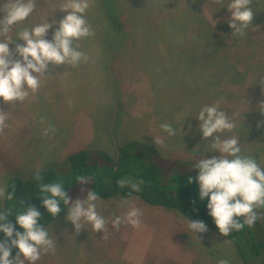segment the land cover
Wrapping results in <instances>:
<instances>
[{
    "label": "rangeland",
    "instance_id": "374dc122",
    "mask_svg": "<svg viewBox=\"0 0 264 264\" xmlns=\"http://www.w3.org/2000/svg\"><path fill=\"white\" fill-rule=\"evenodd\" d=\"M121 1L123 23L115 0H91L86 19L95 36L78 41L90 57L88 63L56 67L52 77L42 80L35 100L30 96L13 107L0 102V109L9 112L10 125L0 133V185L6 186L10 178L26 180L38 167L63 177L69 171L65 158L73 151L115 155L120 145L137 141L156 150L152 160L167 172V182L191 177L199 187L196 160L202 152L204 158L219 152H204L212 138H202L195 117L220 98L221 109L235 116L238 125L224 135H238L244 154L264 167V116L257 108L264 101V0L250 5L256 30L249 28L246 37H231V13L222 7L229 0L223 5H209L208 0ZM62 2L38 0L35 12L9 35L15 39L17 31L40 23L49 12V22L59 21L66 13L55 8ZM55 28L49 29L47 39ZM41 117L55 126L54 135L42 134L47 124L38 123ZM162 123L186 135L177 131L168 137L159 127ZM155 137H164L167 146H157ZM144 156L149 158L148 152ZM87 187L79 184L74 191L83 194ZM121 199L141 209L138 227L122 225L112 232L109 225L108 239L93 233L90 225L75 234L66 211L48 226L57 243L55 255H42L36 264H217L221 258L242 264L232 243L209 226L206 233L194 235L187 228L188 218L151 207L136 196L101 199L97 211L108 220L122 216L129 205H117ZM2 204L0 200V208ZM249 229L258 241L264 240V219Z\"/></svg>",
    "mask_w": 264,
    "mask_h": 264
},
{
    "label": "clouds",
    "instance_id": "9594fccd",
    "mask_svg": "<svg viewBox=\"0 0 264 264\" xmlns=\"http://www.w3.org/2000/svg\"><path fill=\"white\" fill-rule=\"evenodd\" d=\"M208 3L223 5V0H208ZM252 3L253 0H229L226 6H222L231 13L228 21L229 28L233 30L231 37H246L249 28L256 30L252 25L256 13L250 6ZM37 6L38 0H4L0 4V13L3 14L0 16V102L11 107L28 100L30 96L35 100L42 80L52 77L51 73L56 67L63 65L76 68L90 61L89 55L80 50L78 41L95 36L94 29L86 19L91 0H63L55 8L66 13L62 19L49 22L46 18L51 12L46 13L40 23L30 28H21L13 39L9 33L15 26L23 24L35 12ZM213 21L214 24L217 23ZM53 25H56V28L49 40L46 37ZM17 39L23 41V44H17ZM10 44L14 45V48L10 49ZM66 74L70 75V72ZM260 84L264 88V76L260 77ZM222 100L223 98H220L212 105L203 106L195 117L199 122L198 130L202 138H212L211 142L207 143L210 149L204 152L217 151L219 155L204 158L202 152L194 169L198 172L195 180L199 185V198H207L208 215L213 219L219 234L228 237L230 233L239 232L246 226L252 228L257 220L264 219V212L260 211L264 210V167H261L253 155L244 154L238 135H224L233 133L238 125L235 116L230 118L221 109ZM257 108L264 116V101H261ZM8 119L9 112L0 109V133L10 127ZM38 123L47 124L42 130L44 136L55 134V126L48 123L44 117H41ZM159 127L168 137L176 136L177 131L182 137L186 135L171 123H162ZM154 142L157 146H167L164 137H155ZM41 171L38 167L33 177L37 181L41 205L52 218L61 213V205L65 206V219L72 224L75 234L85 229V225H90L93 233H103L101 239H108L112 232H119L122 225L135 228L141 224L143 213L129 200L121 199L116 203L119 206L129 205L124 215L108 220L97 211L101 197L95 191L88 190L84 198L73 201L64 188L62 178L58 177L56 182L41 183ZM89 178L92 177L78 175L76 183L87 184ZM191 182L190 177L189 183ZM117 184L121 188L128 187V195L131 197L132 193L141 191L144 181L122 177ZM11 187L12 190L8 191L7 186L0 185V200H15V185ZM80 191L84 192L85 189L81 188ZM18 205L22 210L15 212L14 222L20 231L14 230L13 220L9 218L13 215V208L0 210V232L5 238L0 241V264H25V261L27 264H36L42 255H55L56 239L49 227L38 223L42 218L40 211L34 206H26L23 200L18 201ZM109 225L112 232L109 231ZM187 228L194 235L208 231L203 221L187 219ZM197 240L200 243V240ZM13 248L18 250L15 256L12 255ZM217 264L230 262L227 258H221Z\"/></svg>",
    "mask_w": 264,
    "mask_h": 264
},
{
    "label": "trees",
    "instance_id": "16d2710c",
    "mask_svg": "<svg viewBox=\"0 0 264 264\" xmlns=\"http://www.w3.org/2000/svg\"><path fill=\"white\" fill-rule=\"evenodd\" d=\"M122 4L121 0H115L114 5L118 7L120 23H123L122 10L120 8ZM146 152H148L149 158L144 156ZM96 155L101 164L97 162ZM152 155H156V150L153 147L137 141H130L120 145L115 155L101 150H76L65 158L69 167V171L65 176H58L53 170L45 168L41 171L43 177L41 183L56 182L58 177L62 178L64 188L73 201L77 198H84L88 190L95 191L102 200L114 197L131 198L136 196L151 207L176 211L192 221H203L207 226L219 233L213 219L208 215L207 198L203 200L199 198V187L194 182L189 183L188 180L173 179L174 177L167 182L166 179L169 175L152 160ZM159 163H162V161H159ZM78 175H89L93 178H89L87 190L83 194H78L74 191L79 186V183H76ZM33 177L34 174L26 180L10 178L6 182L8 191H11V186L15 185V200H3L0 210L13 208V215L9 218L13 220L15 231H20L19 226L15 225L14 222L15 212L22 210L18 205L20 200H23L26 206H34L40 211L42 218L38 223L46 228L67 211L66 207L61 205V213L57 217L52 218L41 205L39 188L37 181ZM122 177H131L133 180L142 179L144 184L141 186V191L132 193L131 197H129L130 189L128 187L121 188L117 184V181ZM4 239V234L0 232V241ZM226 239L234 246L242 264H264V240L258 241L247 226L239 232L230 233ZM17 251V249L13 248L12 255L15 256Z\"/></svg>",
    "mask_w": 264,
    "mask_h": 264
}]
</instances>
